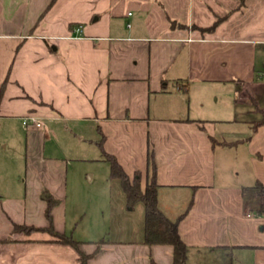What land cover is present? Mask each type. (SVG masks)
Returning a JSON list of instances; mask_svg holds the SVG:
<instances>
[{"label": "crops", "instance_id": "obj_1", "mask_svg": "<svg viewBox=\"0 0 264 264\" xmlns=\"http://www.w3.org/2000/svg\"><path fill=\"white\" fill-rule=\"evenodd\" d=\"M2 87L0 264H174L103 158L150 149L185 264H264V0H0Z\"/></svg>", "mask_w": 264, "mask_h": 264}, {"label": "trees", "instance_id": "obj_2", "mask_svg": "<svg viewBox=\"0 0 264 264\" xmlns=\"http://www.w3.org/2000/svg\"><path fill=\"white\" fill-rule=\"evenodd\" d=\"M3 87L0 90V96ZM264 123V118L259 124ZM103 158L111 164V178H118L126 194L127 207L133 209L137 202H143L145 205V243L153 244H170L174 250V264L186 263V243L182 239L178 222L171 220L158 206V183L156 180V163L154 152L149 150V168L145 188H142L141 175L136 172V177L130 175L124 170L116 157L110 153L104 152ZM42 198L47 202L46 217L50 225L42 230L51 233L54 239L61 243H66L79 249V242L70 235L60 233L54 228L52 211L59 199L54 197L48 190L42 192ZM16 230L24 232H33L41 230L35 226H16ZM90 255L82 253L80 264H87ZM153 264H157L153 261Z\"/></svg>", "mask_w": 264, "mask_h": 264}, {"label": "rangeland", "instance_id": "obj_3", "mask_svg": "<svg viewBox=\"0 0 264 264\" xmlns=\"http://www.w3.org/2000/svg\"><path fill=\"white\" fill-rule=\"evenodd\" d=\"M251 114H252V115H251ZM251 114H250V115H247V113H244V112H243L242 116H243V118H245V117H247V116H248V118H250V116H251V117H254V116H255V113H251ZM258 115L261 116V113L259 112ZM257 118H259V117H257ZM129 177H131V178H132V177H136V175H135V174H134V175H130ZM84 178H85L86 180L89 179V178H87V177H84ZM112 179H113V178H112Z\"/></svg>", "mask_w": 264, "mask_h": 264}, {"label": "built area", "instance_id": "obj_4", "mask_svg": "<svg viewBox=\"0 0 264 264\" xmlns=\"http://www.w3.org/2000/svg\"><path fill=\"white\" fill-rule=\"evenodd\" d=\"M79 31H81V29H78ZM29 123V118H25L24 119V124L27 125ZM37 125H40V123H36Z\"/></svg>", "mask_w": 264, "mask_h": 264}]
</instances>
